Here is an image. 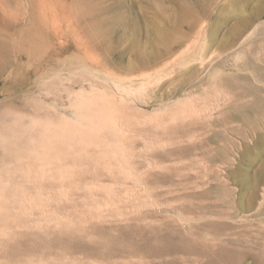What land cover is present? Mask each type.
<instances>
[{
	"label": "rangeland",
	"instance_id": "1",
	"mask_svg": "<svg viewBox=\"0 0 264 264\" xmlns=\"http://www.w3.org/2000/svg\"><path fill=\"white\" fill-rule=\"evenodd\" d=\"M231 1L0 0V264H264V0ZM206 54H230L211 83ZM247 59L258 80H221Z\"/></svg>",
	"mask_w": 264,
	"mask_h": 264
},
{
	"label": "bare ground",
	"instance_id": "2",
	"mask_svg": "<svg viewBox=\"0 0 264 264\" xmlns=\"http://www.w3.org/2000/svg\"><path fill=\"white\" fill-rule=\"evenodd\" d=\"M240 1L241 0H232L231 1V6H232V8L234 9V11H236V12H238V13H240V15H242V13H244V7H241L240 5L242 4V2L240 3ZM240 3V4H239ZM237 4H239V6L237 5ZM233 11V10H232ZM45 12V11H44ZM237 13V14H238ZM259 15H260V13H258L257 15H256V17H258L259 18ZM255 17V18H256ZM44 18H47L46 20V23L49 25L48 27H50V30H52L53 31V35L55 36V37H57V38H59V37H66V34L68 33H66V32H63V31H61L60 30V27L54 22V21H51V19H50V17H49V15L46 17V14H45V17ZM44 24V23H43ZM45 26H47V25H45ZM257 26L256 27H254V29L249 33V37H251L252 36V34H254V33H256V31H257ZM259 29V28H258ZM262 30V32H264V28H262L261 29ZM215 37H216V34H215V32L213 31L212 33H211V38H212V40H211V44H213L214 42H215ZM249 37H247V38H249ZM56 38V39H57ZM208 45V47H207V49L209 50L211 47H212V45ZM206 53V52H205ZM209 53V52H208ZM15 63H18V61H22V58H19V53L18 52H15ZM230 57V54L229 55H227L226 54V56L225 57H221V56H217V57H213V55L211 54V60H209L208 58H209V54H206V56L204 57L205 58V60H207V62L205 61V63H207V65L205 66V68H206V70L208 69V78H207V83H211V79L215 76V74H217L220 70H224V69H222V66L220 65L221 63H223V64H225V62H226V59L227 58H229ZM241 57V55H237V59L239 60V58ZM10 58V52L8 51V49H6V47L5 46H3V43H0V75H3V74H6L8 71H9V66H8V64H9V59ZM190 60H191V58H189ZM186 62L185 63H189L188 62V59L186 58ZM240 62V61H239ZM43 63L44 62H42L39 66H35V67H33V68H31V73L29 74V76H27V77H25L24 79H22L19 83H17V84H12L11 85V87H10V91H13V92H19V91H23V90H29L30 88H31V86H32V84H33V82H34V78H36V81L38 80L37 79V76H39V77H41V78H39V79H45V77L44 76H46L47 77V74L48 73H45V71H44V69L46 68V66L45 65H43ZM233 64V63H232ZM16 65H18V64H16ZM200 66V65H199ZM243 66H245V68L247 69L246 71H242V72H249V73H251V75H249V74H247V75H243V76H241L242 74H239L238 73V71L240 70V67H237L236 65H233L230 69H229V71H227V73L228 74H233L232 76H230V75H228V74H226L221 80L223 81V82H225L226 84H228V86L229 87H232V88H235L236 89V87H238V83H239V81L240 80H242V81H244V82H251L250 81V77H253V76H255L256 74H255V72H254V68H255V66H254V62H253V60L252 59H247L246 60V62L243 64ZM189 68H191L192 69V67H194V66H188ZM196 67V66H195ZM189 68H187V69H189ZM211 68H215V70L214 71H212V69ZM199 69V68H198ZM197 69V70H198ZM39 71L41 72V75L40 74H38L39 73ZM200 71V70H199ZM237 71V72H236ZM188 72V71H187ZM189 72H191V71H189ZM188 72V73H189ZM196 70L194 69V71H193V73H190L191 74V76L193 77L194 76V74H196ZM220 74V73H219ZM198 75V74H197ZM218 75V74H217ZM14 76V70H11L9 73H8V77H9V79H11L12 77ZM103 76V75H102ZM105 76V75H104ZM105 77H107V76H105ZM112 77V76H111ZM114 78V77H113ZM254 79L256 78V77H253ZM209 79H210V81H209ZM257 79V78H256ZM255 79V80H256ZM41 80V81H42ZM107 80H108V82H111V81H114V79H112V78H107ZM258 80V79H257ZM36 81H35V83H36ZM115 82V81H114ZM262 82V81H261ZM192 83V82H191ZM264 83V82H263ZM115 84V83H114ZM194 84V83H193ZM56 85V84H55ZM117 86H119L118 84H117ZM191 87H193V86H191ZM208 88V87H207ZM119 89V88H118ZM4 90H6V89H4ZM109 90V89H108ZM108 90H106V91H108ZM93 91V90H92ZM95 91H96V89H95ZM245 93H246V95H248V94H250L249 92H247V91H245ZM95 94V93H94ZM96 94H97V92H96ZM100 94V93H99ZM107 94H110V98H108V96L109 95H107V98H104L103 99V101H100L101 103H100V106L103 108V110H108V109H110V107L112 106L113 107V105H114V107L115 106H117L118 104H123L124 103V93L122 92V91H117V90H113L112 92L110 91H108V93ZM120 94V95H119ZM161 94V93H160ZM162 95V94H161ZM223 95H224V93H223ZM243 95H245V94H243ZM92 96V95H91ZM224 96H227V95H224ZM106 97V96H105ZM160 98H162V97H160ZM20 98H17V99H12L9 103H10V105H17L19 102H20ZM152 105V104H151ZM99 106V107H100ZM119 106V105H118ZM80 108L78 109L77 108V117L78 118H80V116L82 115L81 114V112H82V110L83 109H85V107L83 106V105H81V106H79ZM113 107V108H114ZM120 107V106H119ZM121 107H123V106H121ZM127 107H128V105H127ZM216 108H217V106H215ZM215 107H213L214 109H215ZM219 107V106H218ZM117 108V107H116ZM213 108H212V110H210V111H212V112H210L209 111V106H207V109H208V111H209V113H208V116L210 117V116H213V112H214V110H213ZM207 109H206V112H208L207 111ZM135 110V109H134ZM90 111V110H89ZM93 111V110H92ZM144 111V110H143ZM75 112V111H74ZM80 114H79V113ZM104 112V111H103ZM126 112V111H125ZM134 112V111H133ZM71 113V112H70ZM76 113V112H75ZM141 113V112H140ZM143 113V112H142ZM141 113V114H142ZM211 113V114H210ZM89 114H91L92 115V113L91 112H89ZM99 114V113H98ZM185 114V113H184ZM184 114H181L182 116L181 117H183V115ZM90 115V116H91ZM101 115V114H100ZM103 115V114H102ZM167 115V114H166ZM219 115V114H218ZM146 117V116H145ZM149 117V116H148ZM185 117V116H184ZM183 117V118H184ZM209 117L207 118V116H206V118L207 119H209ZM152 118V117H151ZM190 118V117H189ZM211 118V117H210ZM142 119H143V116H142ZM145 119V118H144ZM173 121H175V122H177L176 123V126H177V129L178 130H180V128H181V130L183 131V132H185L186 131V129H185V127L187 126V124L186 123H188V122H183V121H181L180 120V116L178 117L177 115H174L173 116ZM93 120L96 122V124L95 125H99L98 123L100 122L98 119H97V117H93ZM189 121V120H188ZM190 121H192V119L190 120ZM85 122V121H84ZM145 122V121H144ZM150 122V121H149ZM194 122V121H193ZM101 123V122H100ZM191 124H192V122H190ZM86 124V123H85ZM32 125V124H31ZM103 125V124H102ZM60 127V126H59ZM177 129H176V132H177ZM94 132V131H93ZM104 132V131H103ZM91 134H92V132H90ZM95 133V132H94ZM113 133V135L114 136H116V134L117 133H115V132H112ZM87 134H89V133H87ZM95 135V134H94ZM113 136V137H114ZM90 138L92 137V135L91 136H89ZM95 137V136H94ZM176 137H180L179 139H181V140H177V141H175L176 140V138L174 139V141H173V143L175 142V143H180L181 141H182V135L180 134V133H176ZM93 138V137H92ZM115 138V137H114ZM117 138H115L114 139V141L116 140ZM118 140V139H117ZM116 140V141H117ZM185 140V139H184ZM93 142V141H92ZM96 142V141H95ZM117 142H119V141H117ZM171 142V141H170ZM98 143V142H97ZM115 143V142H114ZM103 144H104V142H103ZM117 144V143H116ZM182 144V143H181ZM119 145H121V144H119ZM163 145V144H162ZM82 148H84V147H82ZM105 148V147H104ZM73 149H75V150H79L80 149V147L79 148H73ZM85 149H86V147H85ZM82 150V149H81ZM114 150H116L117 151V147H116V149H114ZM113 150V151H114ZM126 149H123V150H118V151H125ZM116 152V153H119V152ZM152 151V150H151ZM188 151H190V148L188 147V146H181V145H177L176 146V148H174L173 150H172V154H175V155H179V154H182V153H184V152H188ZM206 151H208L209 152V149L207 150L206 149ZM126 153V152H125ZM145 154H147V153H145ZM75 155V154H74ZM170 155V154H169ZM38 156V155H37ZM79 159H82V161L84 160L83 159V157H82V155H78L77 156ZM137 158V157H136ZM55 159V158H54ZM62 159V158H61ZM142 159H144V158H142ZM59 160V159H58ZM102 161V160H101ZM146 162V161H145ZM101 163V162H100ZM98 164V163H97ZM124 164V163H123ZM128 167V166H127ZM54 170V169H53ZM64 170V169H63ZM48 171H49V169H48ZM47 171V172H48ZM62 171V170H61ZM152 171V170H151ZM92 172V171H91ZM104 172V171H103ZM113 173H114V171H113ZM101 174V173H100ZM112 174V173H111ZM136 174V173H135ZM148 174H150V173H148ZM51 176H53V174L51 175ZM41 177V176H40ZM50 177V176H49ZM105 178H107V177H105ZM145 178V177H144ZM39 179V178H38ZM145 180V179H144ZM93 182V181H92ZM67 183V182H66ZM145 183V182H144ZM146 184V183H145ZM122 185V184H121ZM76 186V185H75ZM83 186V185H82ZM143 186V185H142ZM171 186V185H170ZM105 187V186H104ZM118 193V192H117ZM121 193V192H120ZM36 194V193H35ZM124 194V193H123ZM107 196V195H106ZM30 197V196H29ZM28 197V198H29ZM116 199V198H115ZM140 199V198H139ZM37 201V200H36ZM57 201H58V199H57ZM131 201V200H130ZM21 203V202H20ZM172 203V202H171ZM13 205V207L15 208V207H18V205H16V206H14V202L12 203ZM6 205V204H5ZM42 205V204H41ZM131 205V204H130ZM66 206V205H65ZM78 206V205H77ZM102 207V206H101ZM57 208V207H56ZM63 208V207H62ZM68 208V207H67ZM121 208V207H120ZM166 208V207H165ZM38 210V209H37ZM55 210V209H54ZM123 210V209H122ZM53 211V210H52ZM85 212V211H84ZM232 212V211H231ZM60 213V212H59ZM11 214V213H10ZM56 214V213H55ZM63 214V213H62ZM77 215V214H76ZM80 215V214H79ZM125 216V215H124ZM39 217V216H38ZM113 218V217H112ZM199 218V217H198ZM56 219V218H55ZM57 219H59V220H55V222H56V226L58 227V226H61L62 225V220H60V218L59 217H57ZM84 219V218H83ZM122 219V218H121ZM127 219V218H126ZM54 221V220H53ZM55 222H53V224L55 223ZM118 222V221H117ZM23 225V226H31L32 224H29L27 221H26V223L24 222V223H20V225ZM13 225V224H12ZM36 226L37 225H40V223L39 222H36V224H35ZM55 226V227H56ZM10 227V228H9ZM8 228V229H7ZM92 228V227H91ZM97 228V227H96ZM54 229V228H53ZM12 228H11V226H8V223L7 222H4V224L3 225H1L0 226V239L1 238H4L5 236H7L8 234H10V233H12ZM52 232V231H51ZM15 235V234H14ZM13 236V235H12ZM11 236V237H12ZM9 239H11L10 238V236H9ZM6 241H7V239H6ZM2 242H3V240H2ZM153 245V244H152ZM148 255V254H147ZM105 259V258H104ZM143 259V258H142ZM150 259V258H149ZM7 261V260H6ZM139 263V262H138ZM134 264V263H133ZM148 264V263H147Z\"/></svg>",
	"mask_w": 264,
	"mask_h": 264
}]
</instances>
